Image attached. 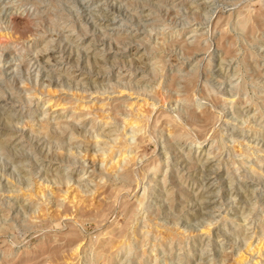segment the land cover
I'll use <instances>...</instances> for the list:
<instances>
[{
	"label": "rangeland",
	"instance_id": "obj_1",
	"mask_svg": "<svg viewBox=\"0 0 264 264\" xmlns=\"http://www.w3.org/2000/svg\"><path fill=\"white\" fill-rule=\"evenodd\" d=\"M111 261L264 264V0H0V264Z\"/></svg>",
	"mask_w": 264,
	"mask_h": 264
},
{
	"label": "bare ground",
	"instance_id": "obj_2",
	"mask_svg": "<svg viewBox=\"0 0 264 264\" xmlns=\"http://www.w3.org/2000/svg\"><path fill=\"white\" fill-rule=\"evenodd\" d=\"M250 21V20H249ZM256 22H259V21H257V20H253V24L251 25H249V26H245L244 27V29H246V27H248V30H249V28H252L251 26H253ZM30 23V22H29ZM246 25H248V22H246ZM30 25L29 24H24V26L22 27V29L24 30V31H28L29 30V27ZM22 30V31H23ZM27 34V33H26ZM197 47H199V46H197ZM194 48V47H193ZM170 99H172L171 97H169V100ZM209 111V110H208ZM204 113V112H203ZM203 113H201V114H203ZM212 113V112H211ZM210 113V114H211ZM136 114V113H135ZM113 115V114H112ZM105 116V115H104ZM138 116H140V115H138ZM169 117H170V120H171V122H173V124H176L177 126L178 125H180V126H182L183 124H182V122H177V118L174 116V115H169ZM141 118V117H140ZM188 120L186 121V126H190V127H198V128H205L206 126L208 127V125H205V122L207 121V119H205L204 118V114L201 116V115H199V114H197L195 111H193V112H190L189 114H188ZM139 119V118H138ZM134 121L135 122H137V123H139V124H141V122L142 121H139V120H135L134 119ZM144 122V121H143ZM157 123V122H156ZM147 124H148V119H147V122H145V127L147 126ZM168 124V123H167ZM154 125H156V124H154ZM183 127V126H182ZM185 129V128H184ZM204 130V129H203ZM202 130V131H203ZM172 131L173 130H169V134H172ZM174 132H177V130L176 131H174ZM50 135V134H49ZM53 136V137H52ZM52 136H49V137H51V138H54L55 136L54 135H52ZM48 137V138H49ZM60 138V137H59ZM55 139V138H54ZM174 139V138H173ZM137 140V139H136ZM144 139H140L139 141H140V143H141V141H143ZM150 141V140H149ZM168 142H170V143H175L173 140H172V138H171V140H169ZM120 144V143H119ZM117 145V144H116ZM121 145H123V146H127L128 144H127V142H125V143H123V144H120V146ZM120 146H118L117 148L118 149H122V146L120 147ZM124 148V147H123ZM117 150V149H116ZM112 151H114V150H112ZM111 151V152H112ZM128 160V159H127ZM131 162H133V159H131L130 160V162H127V164H131ZM157 163V162H156ZM135 165V164H134ZM134 165L132 164V165H130V166H128V169H132V167H134ZM127 166V165H126ZM156 166V165H155ZM155 166H153V163H152V167H155ZM151 166H150V169H153ZM125 168H127V167H125ZM147 170V169H146ZM145 170V171H146ZM148 171H149V169H148ZM128 175H132L133 176V172H129V174ZM57 180V179H56ZM131 183V182H130ZM240 212V211H239ZM122 230V229H121ZM120 230V231H121ZM124 230V229H123ZM122 230V232H125V231H123ZM170 230V229H169ZM129 231H130V229H129ZM120 233V232H118L117 234H124V233ZM126 233V232H125ZM171 234V233H170ZM174 234V233H173ZM121 235V236H122ZM125 235H127V234H125ZM119 237V236H118ZM125 239V238H124ZM121 244H122V242H121ZM110 245V244H109ZM113 245V244H112ZM111 245V246H112ZM114 245H115V242H114ZM106 248V247H105ZM122 251V250H121ZM106 253V252H105ZM103 254V253H102ZM103 255H105V256H107L106 254H103ZM115 255V254H114ZM105 256H103V258L105 257ZM111 257L112 256H110V257H108L107 256V258L108 259H104L105 260V262H106V260H108V262L110 261V260H113V259H111ZM114 261V260H113ZM113 261H111L110 262V264L113 262ZM243 260L241 259L238 263H241ZM102 262V261H101Z\"/></svg>",
	"mask_w": 264,
	"mask_h": 264
}]
</instances>
